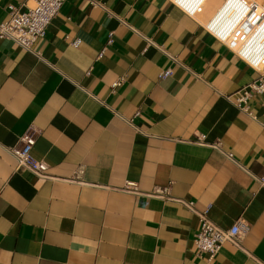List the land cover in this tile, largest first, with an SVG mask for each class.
Returning <instances> with one entry per match:
<instances>
[{"label":"crops","instance_id":"0c3cea01","mask_svg":"<svg viewBox=\"0 0 264 264\" xmlns=\"http://www.w3.org/2000/svg\"><path fill=\"white\" fill-rule=\"evenodd\" d=\"M26 2L0 0V22ZM205 2L64 0L33 52L0 38V264H264V94L255 118L236 106L259 73ZM30 128L44 177L8 151ZM203 211L249 224L241 246L199 253Z\"/></svg>","mask_w":264,"mask_h":264},{"label":"built area","instance_id":"2783aa9c","mask_svg":"<svg viewBox=\"0 0 264 264\" xmlns=\"http://www.w3.org/2000/svg\"><path fill=\"white\" fill-rule=\"evenodd\" d=\"M25 9L9 5L7 20L0 22V38L11 40L23 49L33 52V44L44 38L46 31L58 12L64 0H27ZM189 15L203 11L205 0H170ZM205 25L206 30L215 38L259 73L256 80L238 90L235 94L236 106L255 118L248 105V100L254 95L264 94V3L255 0H224L221 6L212 14ZM111 35L107 43L111 42ZM39 55V53H35ZM167 68L160 72L164 78L171 73ZM118 80L113 85H118ZM264 103V102H263ZM264 115V114H263ZM264 126V122H263ZM38 136V130L30 128L24 132L16 145L8 148L15 158L17 166L27 168L33 174L44 177L43 166L33 158L31 150ZM203 137L198 136L196 142L202 143ZM223 152L230 160H234L231 152H224L221 143L211 144ZM264 183V178H256ZM126 190L135 191L134 186L127 185ZM195 212L192 202L175 199ZM199 228L194 237V245L199 253H206L213 258L224 242L228 241L237 247L241 246V237L248 231L249 224L237 220L232 226L223 229L210 221L206 211L197 212Z\"/></svg>","mask_w":264,"mask_h":264},{"label":"bare ground","instance_id":"6f19581e","mask_svg":"<svg viewBox=\"0 0 264 264\" xmlns=\"http://www.w3.org/2000/svg\"><path fill=\"white\" fill-rule=\"evenodd\" d=\"M206 1V0H205ZM205 3V2H204ZM208 23V22H207Z\"/></svg>","mask_w":264,"mask_h":264},{"label":"rangeland","instance_id":"374dc122","mask_svg":"<svg viewBox=\"0 0 264 264\" xmlns=\"http://www.w3.org/2000/svg\"><path fill=\"white\" fill-rule=\"evenodd\" d=\"M205 4H206V2H205ZM205 4H204V5H205Z\"/></svg>","mask_w":264,"mask_h":264}]
</instances>
